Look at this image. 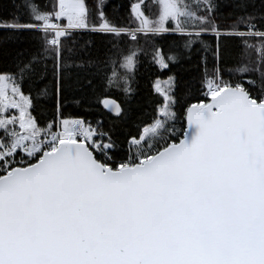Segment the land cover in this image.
I'll list each match as a JSON object with an SVG mask.
<instances>
[{
  "label": "snow or ice",
  "instance_id": "obj_1",
  "mask_svg": "<svg viewBox=\"0 0 264 264\" xmlns=\"http://www.w3.org/2000/svg\"><path fill=\"white\" fill-rule=\"evenodd\" d=\"M0 9V264H264V0ZM142 64L162 102L137 136Z\"/></svg>",
  "mask_w": 264,
  "mask_h": 264
},
{
  "label": "trees",
  "instance_id": "obj_2",
  "mask_svg": "<svg viewBox=\"0 0 264 264\" xmlns=\"http://www.w3.org/2000/svg\"><path fill=\"white\" fill-rule=\"evenodd\" d=\"M46 2H49V0H46ZM133 2V0H107L108 3V9L107 11L111 15H118L121 17H124L128 14V6L129 4ZM9 3V0H0V4L7 5ZM2 11V9H0ZM93 39L96 41L97 46H101V42L103 41V37L101 36H95ZM10 48H18V47H27V45H17L12 44L9 45ZM0 63H3V61H0ZM227 67V66H225ZM156 72L154 68H149L147 65H141L135 76V90L136 95L132 99L130 106H128V113L126 118L120 122V126L125 131V133H131L132 135H139L140 130L144 128L145 125L150 124L152 120L155 118V106L156 103L162 102L161 98L156 94L152 87L151 82L155 79L153 76V73ZM160 75L161 78V86L165 89L167 88V85L164 83V79L166 77V73H157ZM198 73L192 72L183 77V81L181 84V89L177 91V95L181 97V104L177 105V111L181 112L182 107L186 106L184 105V100L187 99V95L191 94L193 97H196L200 95V85L197 82L198 81ZM185 85H188V87H185ZM247 87V85H245ZM97 92L104 90L109 91V94L116 99L119 103L124 102V96L121 94V92L116 90H108L106 89L99 81H97L94 85ZM85 94L91 95V89L87 88L85 86ZM189 103L193 102L192 100L188 101ZM49 111H51L52 105L49 104ZM74 112H77L79 114H85L83 113L82 109H76L72 108L70 109ZM89 118L97 119L102 118L104 120V126H107L108 121L111 119V115L104 110L102 107L97 105H92L90 107V111L87 113ZM183 126V121H179L176 124V127Z\"/></svg>",
  "mask_w": 264,
  "mask_h": 264
},
{
  "label": "built area",
  "instance_id": "obj_3",
  "mask_svg": "<svg viewBox=\"0 0 264 264\" xmlns=\"http://www.w3.org/2000/svg\"><path fill=\"white\" fill-rule=\"evenodd\" d=\"M91 119H93V118H91ZM102 119V118H101ZM93 120H95V119H93ZM103 120V119H102ZM103 123H104V120H103Z\"/></svg>",
  "mask_w": 264,
  "mask_h": 264
},
{
  "label": "water",
  "instance_id": "obj_4",
  "mask_svg": "<svg viewBox=\"0 0 264 264\" xmlns=\"http://www.w3.org/2000/svg\"><path fill=\"white\" fill-rule=\"evenodd\" d=\"M118 102V101H117Z\"/></svg>",
  "mask_w": 264,
  "mask_h": 264
}]
</instances>
